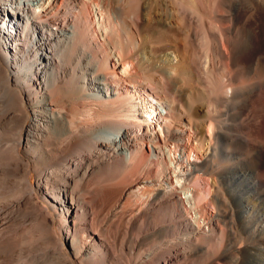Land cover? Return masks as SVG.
<instances>
[{"label":"bare ground","instance_id":"1","mask_svg":"<svg viewBox=\"0 0 264 264\" xmlns=\"http://www.w3.org/2000/svg\"><path fill=\"white\" fill-rule=\"evenodd\" d=\"M260 6L0 0V264H264Z\"/></svg>","mask_w":264,"mask_h":264},{"label":"rangeland","instance_id":"2","mask_svg":"<svg viewBox=\"0 0 264 264\" xmlns=\"http://www.w3.org/2000/svg\"><path fill=\"white\" fill-rule=\"evenodd\" d=\"M263 7V8H262ZM260 6V7H256V8H254V9H252V11L250 10V11H248L246 14L248 15H244L243 17V19H244V21L245 22H249L248 24L249 25H251V27H253V30H254V32H255V35H256V38H255V40H256V45H255V48L257 49V50H262V48H263V51H264V44H262V42H264V6ZM259 9V10H258ZM258 10V11H257ZM253 14V15H252ZM8 15H9V13H8ZM11 15V14H10ZM254 17V18H253ZM257 25V26H256ZM258 30V31H257ZM258 32V33H257ZM257 33V34H256ZM259 37H261V38H259ZM261 41V42H260ZM260 42V43H259ZM260 44H262V45H260ZM260 48V49H259ZM193 61H195V60H197V59H192ZM200 76H202V73H200ZM202 78L203 79H205V77H203L202 76ZM202 88H203V85H202ZM0 99L2 98L3 99V97H5V96H3L2 95V93L0 92ZM7 97H5L3 100V104L1 103L2 101V99L0 100V103H1V105H0V107L2 106V105H4V104H6L5 102H7V99H6ZM3 107V106H2ZM2 107L0 108V111L1 110H3L2 109ZM4 107H5V105H4ZM3 107V108H4Z\"/></svg>","mask_w":264,"mask_h":264}]
</instances>
